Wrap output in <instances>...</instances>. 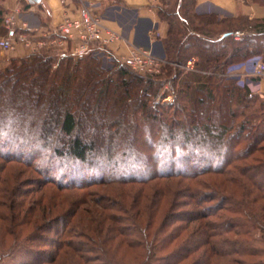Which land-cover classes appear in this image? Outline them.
I'll list each match as a JSON object with an SVG mask.
<instances>
[{
    "label": "trees",
    "instance_id": "16d2710c",
    "mask_svg": "<svg viewBox=\"0 0 264 264\" xmlns=\"http://www.w3.org/2000/svg\"><path fill=\"white\" fill-rule=\"evenodd\" d=\"M159 14L168 23V61L196 56L194 69L169 63L140 74L115 56L56 47L0 69V264H264V91L220 75L264 60V19L202 14L196 0H161ZM249 23L254 29L234 38ZM46 82L50 91H39ZM166 83L173 93L161 94ZM36 86V102L48 94L47 106L61 111V140L30 132L50 124L26 118ZM85 109L90 125L81 120ZM200 110L218 113L199 123ZM127 126L137 135L123 142L117 136ZM49 156L60 170L35 165ZM26 167L43 177L24 179ZM102 185L108 193L93 190Z\"/></svg>",
    "mask_w": 264,
    "mask_h": 264
},
{
    "label": "crops",
    "instance_id": "0c3cea01",
    "mask_svg": "<svg viewBox=\"0 0 264 264\" xmlns=\"http://www.w3.org/2000/svg\"><path fill=\"white\" fill-rule=\"evenodd\" d=\"M82 1L0 0L5 35L8 28L7 18H13L14 26L30 41V45L18 43L14 55H26L35 50V43L55 39V30L63 20L67 17H82L86 2L95 13L101 15L107 26L119 31L123 36V39L116 40L107 47L93 43L88 52L106 58H119L129 54L131 47L136 46L160 57H167L163 40L168 34V23L159 14L161 0ZM196 10L202 14L217 13L220 17L244 15L251 19H264V4L254 0H196ZM77 45L79 42L68 41L64 49L72 51Z\"/></svg>",
    "mask_w": 264,
    "mask_h": 264
},
{
    "label": "rangeland",
    "instance_id": "374dc122",
    "mask_svg": "<svg viewBox=\"0 0 264 264\" xmlns=\"http://www.w3.org/2000/svg\"><path fill=\"white\" fill-rule=\"evenodd\" d=\"M251 29H254L253 28V26H252V23H249V25H248V27L246 26V28H244V29H239V30H236V31H234L233 33H235V32H238V31H245L246 32V35L251 31ZM233 33H232V35H233ZM245 35V36H246ZM234 36V35H233ZM244 36V37H245ZM243 37V38H244ZM0 38H2V36L0 37ZM234 38H236L235 36H234ZM237 39V38H236ZM238 40H241V39H238ZM18 43H20V42H18ZM16 47H17V45H16ZM16 47L14 48V49H12V50H1L0 49V69L1 68H4V67H6L8 64H9V62H10V60L12 59V58H21V57H24V56H27L28 54H30V53H32V52H34V51H36V50H39V49H41V48H36L35 50H33L32 52H30V53H28V54H26V55H22V56H15L14 55V51H15V49H16ZM62 51H65V52H69V53H72V51L70 50V49H68V48H66V49H62ZM167 58V57H166ZM119 60H120V57L118 58ZM258 59H260V60H263V59H261L260 57H256V58H254V59H252L251 61H249L248 63H249V65H248V69H249V71H251V69H252V67H253V64H254V62L255 61H258ZM168 60V59H167ZM190 60H192L193 61V66L195 67V64H196V61H197V57L196 56H194V57H192L191 59H189L188 61H187V63L185 64V65H182V64H180V63H171V62H169L168 61V63H167V65L166 66H168L169 65V63H171L174 67H176V68H179V67H182L185 71H189L190 70V68H188V63H189V61ZM264 61V60H263ZM248 63H242V64H240V65H238V66H230L229 67V69H228V71H227V75H223V74H220V75H222V76H227V77H229V78H232V79H235V80H237V82L239 83V84H241V85H244L245 83H248L249 84V86L251 87V89L253 90V92H255V93H260V92H263L264 91V79H262V78H256V79H252L253 77H250V76H247L246 75V71L245 70H243L242 68V66H245L246 64H248ZM165 66V67H166ZM247 66H245V69L247 70V68H246ZM248 71V70H247ZM138 73V72H137ZM186 73V72H185ZM184 73V74H185ZM203 73H207V74H211V73H213L212 71H206V72H203ZM147 74H150L151 75V73H147ZM153 74V73H152ZM35 87V86H34ZM42 87V89L41 90H39V91H42V92H44V93H46V92H48V89H49V91H50V87H48L47 86V82H46V84L43 86H41ZM18 88H20V85L18 86ZM17 88V89H18ZM21 88H23V87H21ZM37 88V89H36ZM36 88H33L29 93V99H30V108H28L29 110H28V114L26 115V118L27 119H29V120H32L33 119V117L34 118H37L38 117V123L36 124V125H39L40 123H39V121L42 119V118H44V117H46V118H49L50 120V124H48V127L49 128H47V130L46 129H44V130H42V129H40V127H36V129L34 128V129H30V132L31 133H33L32 135H35V134H37L36 136H34V137H38L39 136V134H43V137H40V138H43L44 140L45 139H49V140H53L54 139V141H58V139H62V138H64V135L62 134V133H60L59 131H58V129H57V126H56V123H54V121L57 119V117H60L61 116V111H58V110H54V108H53V106H47L48 104V100H47V96H48V94H44L43 96H41V98H42V100L41 101H39V102H36L37 101V99H38V87L36 86ZM19 90V89H18ZM23 90H26V87L25 88H23ZM11 91H12V89H11V86H8V87H6L4 90H3V93H2V96L3 97H9L10 96V93H11ZM99 91L97 90V92H95L94 93V96L92 97V99H93V101H96V99H98V97L96 96L97 95V93H98ZM167 93V92H171V93H173V90L171 89V84L170 83H166L165 85H164V87H163V89L161 90V94H164V93ZM51 92H49V94H50ZM41 94V93H40ZM171 99V97H168L166 100L167 101H169ZM159 100H161V99H159ZM117 101V100H116ZM134 104V103H133ZM28 107V106H27ZM46 107H47V110H46ZM135 108V105H133V108L132 109H134ZM202 109H204V108H201V110ZM201 110L198 112V114H199V118L201 119L200 121H199V119H198V121H199V123H203L204 121V118H207V119H209V115L211 116V118H216V114L218 113V111H215V112H211V111H208V112H205L204 114L203 113H201ZM46 111H49V112H46ZM87 111L88 110H81V120L83 119V121L85 122V120H86V123H88L89 125H90V123L92 122L91 120V116L90 115H88L87 114ZM131 112V114H132V110L130 111ZM108 117L109 118H112L115 114H118V111H117V109H116V107L114 106L113 108H111L109 111H108ZM37 116V117H36ZM44 116V117H43ZM197 117L198 116H196V119H197ZM41 118V119H40ZM129 126H127L126 127V129L123 131V133H122V135L121 134H119L117 137H118V139L119 140H122L123 142H129V141H131L132 140V137H133V135L134 136H136L137 135V133H134L133 132V129H130V127L128 128ZM5 128H6V130H8V131H10L11 130V127H9L8 125H6L5 126ZM104 131L106 132V129H104ZM11 132V131H10ZM89 132H90V130H85V133L86 134H84L85 136H87V135H89ZM105 132H104V134H105ZM198 132V134H203V132L204 131H201V130H199V131H197ZM11 138V137H10ZM9 138V139H10ZM3 141V140H2ZM103 144L104 145H111V143L109 142L108 143V139H106V137H105V139H103ZM103 145V146H104ZM227 145H228V142H227ZM105 146V147H106ZM205 147L206 148H210L211 147V145L210 144H205ZM119 148V147H118ZM196 149V148H195ZM198 149H196V151H197ZM102 151H103V154L104 155H108V152L106 151V148H102ZM216 152H218V150L216 151ZM203 154V153H202ZM50 158H47L46 159V161H43V160H36V162H35V165L37 166H39L42 170L41 171H43V172H47V173H50V170H49V168H51V167H57L59 170H60V167L62 168V166H60V161H55V160H53L52 159V157L51 156H49ZM194 157L196 158V157H199V155H195L194 154ZM200 158V157H199ZM198 158V159H199ZM1 163H3L2 162V160L0 159V167L2 166L1 165ZM182 163H177L176 165H177V167H184L183 165H181ZM62 165V164H61ZM63 165H65V166H68V169H67V171H72V169L74 168L73 166L74 165H72L71 166V164L70 165H66V164H63ZM151 166V165H150ZM149 166V167H150ZM23 167H25V166H23ZM160 167V169H161V167H163L164 168V166H163V163L161 164V166H159ZM28 169V170H27ZM45 169H48V170H45ZM23 170H27V172L25 173V178L24 179H26V180H28V179H31V180H29V181H33V179H40V178H42L43 177V175H42V173H38L37 171H35V170H33V169H29V168H25V169H23ZM86 170V169H85ZM55 171L56 172H58V170H56V169H51V172H53V173H55ZM7 172V171H6ZM202 179L203 180H208V177L207 176H204V177H202ZM109 187H111V186H95V187H93V190H95V191H98V192H100V193H108V191H109ZM148 189H150V188H148ZM147 189V191H149ZM111 191V190H110ZM111 192H113V191H111ZM144 202H145V200L146 199H142ZM182 209H185V210H187L188 209V206H183L182 207ZM177 211H181V210H177ZM161 217V216H160ZM214 221L216 220L217 221V219L216 218H212ZM219 221V220H218ZM155 229H156V227L154 228V229H151L152 230V232L154 233L155 232ZM19 262V260L18 259H8V260H6V261H3V263L4 264H15V263H18Z\"/></svg>",
    "mask_w": 264,
    "mask_h": 264
},
{
    "label": "built area",
    "instance_id": "2783aa9c",
    "mask_svg": "<svg viewBox=\"0 0 264 264\" xmlns=\"http://www.w3.org/2000/svg\"><path fill=\"white\" fill-rule=\"evenodd\" d=\"M84 3V0L82 1ZM8 28L5 36L0 38L1 50H12L16 47L18 42H24L30 45V41L26 35L19 31L14 26L13 18H7ZM56 37L52 41H39L34 44V48L56 47L65 48L68 41L79 42L72 50L74 55H83L89 51L93 43H99L103 47L109 46L116 40L123 39L122 34L107 26L101 15L95 13L89 5L85 2L82 17L80 18H66L55 30ZM237 39H243L246 35L245 31H238L233 33ZM120 61L140 74L153 73L158 74L167 65L168 60L165 57L155 55L153 52L132 46L129 54L120 57ZM243 66L247 76L264 79V61L258 59L253 64L251 71ZM190 70L194 69L193 61L188 63Z\"/></svg>",
    "mask_w": 264,
    "mask_h": 264
}]
</instances>
